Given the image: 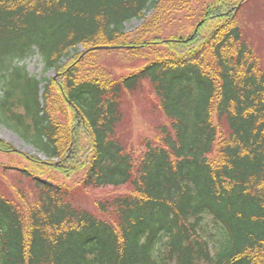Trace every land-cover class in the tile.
<instances>
[{"label": "trees", "instance_id": "16d2710c", "mask_svg": "<svg viewBox=\"0 0 264 264\" xmlns=\"http://www.w3.org/2000/svg\"><path fill=\"white\" fill-rule=\"evenodd\" d=\"M247 1L0 0V123L46 156L0 137L25 162L3 164L17 182L3 173L0 264H264V57L239 23ZM101 51L145 63L115 75ZM36 54L53 76L22 64ZM139 110L156 131L136 139ZM107 187L122 191L75 203Z\"/></svg>", "mask_w": 264, "mask_h": 264}, {"label": "rangeland", "instance_id": "374dc122", "mask_svg": "<svg viewBox=\"0 0 264 264\" xmlns=\"http://www.w3.org/2000/svg\"><path fill=\"white\" fill-rule=\"evenodd\" d=\"M142 23V20L133 19L127 23L126 29L127 31H132L138 28ZM239 23L240 26L245 27V31L254 40L255 49L264 57V0H248L241 8L239 13ZM101 62L106 63L108 65V69L114 71L115 75L119 74H131L135 70L142 67L145 63L143 59L133 58L132 56H128L126 51H113L111 53L101 51ZM264 59V58H263ZM27 66L28 71L31 75H36L38 78H42L43 76L51 77L54 75V71H45V65L39 54L34 55L33 57L22 62ZM135 98H138L137 104L142 109L148 110L150 109L151 95L140 93L134 95ZM139 108V107H138ZM127 111H130L127 108ZM140 111V110H139ZM141 112V111H140ZM142 114V115H141ZM137 117V125L134 131V137L138 139L140 135L144 134H155L153 131H156V124L153 121V115H145L141 112ZM158 118V114H157ZM154 125V126H153ZM0 137L14 144L18 149L26 151L29 155H38L41 158H46V156L39 152L34 146L29 143H26L23 138L12 128L8 127L4 123H0ZM3 164L7 165H24L25 162L19 157V154L16 153H4L0 152V190L5 193H10L8 186L5 184V180L3 178V173H6L7 179H11L13 182H17V178L14 176L13 172H9ZM77 176V175H75ZM63 177V176H62ZM74 178V176H73ZM63 179L67 180L65 177ZM74 181L71 184H75ZM114 188H99V189H89V194L85 196L83 194L78 196L76 199V204H81L83 206H87L88 208L95 207V201L103 197L104 195H109L112 193H118L122 190L113 191Z\"/></svg>", "mask_w": 264, "mask_h": 264}, {"label": "water", "instance_id": "95a60500", "mask_svg": "<svg viewBox=\"0 0 264 264\" xmlns=\"http://www.w3.org/2000/svg\"><path fill=\"white\" fill-rule=\"evenodd\" d=\"M103 48H110L109 46H98V47H94V49H103Z\"/></svg>", "mask_w": 264, "mask_h": 264}]
</instances>
